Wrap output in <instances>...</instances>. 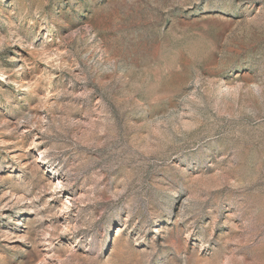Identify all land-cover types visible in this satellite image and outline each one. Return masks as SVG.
<instances>
[{"label":"rangeland","instance_id":"obj_1","mask_svg":"<svg viewBox=\"0 0 264 264\" xmlns=\"http://www.w3.org/2000/svg\"><path fill=\"white\" fill-rule=\"evenodd\" d=\"M0 264H264V0H0Z\"/></svg>","mask_w":264,"mask_h":264}]
</instances>
